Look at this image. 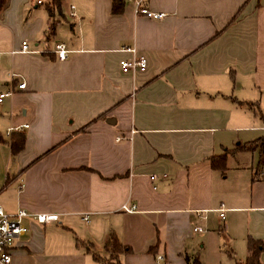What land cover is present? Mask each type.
Here are the masks:
<instances>
[{
	"label": "crops",
	"instance_id": "0c3cea01",
	"mask_svg": "<svg viewBox=\"0 0 264 264\" xmlns=\"http://www.w3.org/2000/svg\"><path fill=\"white\" fill-rule=\"evenodd\" d=\"M46 1L0 10V206L54 216L22 219L11 264H207L221 244L243 264L247 238L264 264V0Z\"/></svg>",
	"mask_w": 264,
	"mask_h": 264
},
{
	"label": "built area",
	"instance_id": "2783aa9c",
	"mask_svg": "<svg viewBox=\"0 0 264 264\" xmlns=\"http://www.w3.org/2000/svg\"><path fill=\"white\" fill-rule=\"evenodd\" d=\"M131 2L133 4V10L135 14H142L147 18L152 19H160L164 16L161 12H154L145 7H143L142 2L143 0H125ZM39 2V0H37ZM70 12L68 16L73 18L74 13L71 11L73 9V5L69 6ZM123 51H127L131 53L130 58L124 59L120 61V70L121 72H130L134 74L135 72H141L145 69L146 60L143 56L136 55L135 49L133 47H125L122 48ZM20 51H29L27 49V45L25 42L21 43ZM52 52L56 55V57L60 60L65 59L68 50L64 47L63 43L55 42L53 45ZM24 82L17 84L18 89L24 88ZM11 94L10 91H5L0 93V102L2 98L5 96H9ZM26 127V125H21L17 127H9L6 129L5 134L9 135L13 130H19ZM264 178V176H263ZM222 204L219 205L217 209L219 211V217L222 218ZM121 210L126 212L132 211L135 206L127 204H122L120 206ZM32 216V218L38 223H46L53 220V215L46 214V213H37V214H28L23 209H18L13 214L6 213L3 208L0 206V264H11V253L10 249L13 243V240L16 239L18 236L22 235L26 231V227L22 224V219L26 216ZM82 220H86V215L82 216ZM199 229V228H197ZM196 230V228H193ZM155 259L157 264L160 260H162L161 255H156Z\"/></svg>",
	"mask_w": 264,
	"mask_h": 264
},
{
	"label": "trees",
	"instance_id": "16d2710c",
	"mask_svg": "<svg viewBox=\"0 0 264 264\" xmlns=\"http://www.w3.org/2000/svg\"><path fill=\"white\" fill-rule=\"evenodd\" d=\"M111 1V11L113 13H120L124 4V0H110ZM5 0H0V10L2 9ZM46 12L49 17H52L53 13L59 10L60 0H47L44 4ZM50 29H52V24H50ZM23 136L20 134H16L11 136L9 140V147L11 153H17L23 147ZM262 243L258 240H253L251 238H247L246 240V248H247V256L243 264H261L258 260V256L260 251L262 250ZM104 249L109 253L110 256H114L119 252L127 251L128 248L122 246L117 238L110 234L106 243L104 244ZM95 259H98L96 254H92ZM185 260L188 261L190 259L191 264H201L198 260L197 255H193L191 258L188 256H184ZM108 264V263H105ZM240 264V263H235Z\"/></svg>",
	"mask_w": 264,
	"mask_h": 264
},
{
	"label": "rangeland",
	"instance_id": "374dc122",
	"mask_svg": "<svg viewBox=\"0 0 264 264\" xmlns=\"http://www.w3.org/2000/svg\"><path fill=\"white\" fill-rule=\"evenodd\" d=\"M221 253L219 254L216 247L214 246L209 251H206L204 254V259L207 264H235V261L232 258H228L224 250L226 247L221 244ZM199 260V258H198Z\"/></svg>",
	"mask_w": 264,
	"mask_h": 264
}]
</instances>
